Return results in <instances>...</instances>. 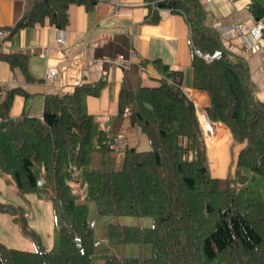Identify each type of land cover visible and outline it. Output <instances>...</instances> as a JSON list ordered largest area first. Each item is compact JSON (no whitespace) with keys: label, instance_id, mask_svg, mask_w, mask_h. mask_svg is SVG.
<instances>
[{"label":"trees","instance_id":"trees-1","mask_svg":"<svg viewBox=\"0 0 264 264\" xmlns=\"http://www.w3.org/2000/svg\"><path fill=\"white\" fill-rule=\"evenodd\" d=\"M97 0H33L30 8L10 27L42 23L62 28L70 3L92 7ZM152 8L183 14L189 26L192 86L204 89L210 121L224 123L233 143H243L236 155V181L214 177L224 173L226 138L206 155L203 130L192 99L182 89L181 69L164 67L157 85L129 89L122 85L117 116L145 133L149 147L136 150L125 140L114 146L116 135L86 112L84 97L97 95L104 80L81 82L61 95L46 94L41 115H9L18 86L0 85V172L24 192L41 188L57 211L58 246L44 249L25 212L0 202L22 233L37 246L20 249L0 241V264H92L93 227L86 203L77 202L79 188L105 213L150 215L151 225L109 223L108 235L121 242H149L143 257L103 256L101 264H264V195L248 187L246 168L264 174V99L255 97L245 59L225 49L216 32L204 24L199 0H144ZM249 10L263 22L264 6L252 2ZM219 54L204 61L196 50ZM22 55L0 51L10 66L25 69ZM26 77H28L26 75ZM208 151L214 139L205 134ZM231 143V142H230ZM116 145V144H115ZM240 145V144H239ZM116 153L98 164L88 162V149ZM48 188L49 190H47Z\"/></svg>","mask_w":264,"mask_h":264},{"label":"crops","instance_id":"crops-1","mask_svg":"<svg viewBox=\"0 0 264 264\" xmlns=\"http://www.w3.org/2000/svg\"><path fill=\"white\" fill-rule=\"evenodd\" d=\"M110 1L116 3L115 7ZM199 1L204 24L216 32L225 49L245 59L253 94L264 99V39L251 40L245 32L228 31L236 22L256 21L249 5L255 1L264 6V0ZM32 2L0 0V28L12 26ZM151 9L144 0H97L90 8L70 3L68 22L62 28L44 19L42 23L16 29L0 43L2 52L23 54L25 66L24 70L19 65L12 67L0 58V85L5 88L18 86L23 90L13 95L9 115L39 116L46 94L61 95L81 82L101 79L104 85L100 92L84 97L86 112L94 115L107 130L122 134L128 145L136 150L147 149V137L139 126L129 124L125 116L116 115L118 93L122 85L129 89L157 85L166 66L182 70V89L195 104L204 134L214 139V147L210 152L207 149V155H215L217 142L225 134L228 148L230 131L227 126L206 118L207 91L192 86L186 19L179 12L162 8L156 9L158 17L152 19ZM60 35L64 43L58 47L55 38ZM249 39L252 47L245 49L243 44ZM118 54L126 57L123 65L108 61ZM48 67L56 68L49 80L45 76ZM225 174L226 168L222 175L216 176Z\"/></svg>","mask_w":264,"mask_h":264},{"label":"rangeland","instance_id":"rangeland-1","mask_svg":"<svg viewBox=\"0 0 264 264\" xmlns=\"http://www.w3.org/2000/svg\"><path fill=\"white\" fill-rule=\"evenodd\" d=\"M204 135L203 132V136ZM205 145L207 155L206 142ZM242 146L243 143L236 142L232 144L230 138L228 148L226 147L227 161L225 164L226 174L224 176H216L212 174L207 155L211 175L221 178L225 176L233 177L236 181L235 173L237 172H234L235 159ZM115 153L114 150L107 152L96 147H90L87 155L88 162H90V164H98V162L103 159L108 161L106 158L111 159ZM242 172L249 177L247 178L248 180L245 182V185L250 188H259L262 195H264V174H258L246 168H242ZM46 189L49 190L48 188ZM43 192L44 191L41 188L20 192L13 186L9 177L0 172V202L12 205L15 208H21V210L25 212V219L28 228L33 229L37 234L40 239L41 247L44 249H50L58 246L59 218L51 200L45 196V194H42ZM76 200L77 202L86 203L88 208L87 220L93 227L94 254L91 260L92 264H101L103 256L106 255L143 257L150 253L151 243L149 242H121L108 235L109 223L149 226L152 223L150 215L100 212L96 201L93 198L86 196L85 185L80 186ZM0 241L8 246L20 249H34L39 247L28 236L22 233L19 226L12 220V215L7 211L2 210H0Z\"/></svg>","mask_w":264,"mask_h":264},{"label":"built area","instance_id":"built-area-1","mask_svg":"<svg viewBox=\"0 0 264 264\" xmlns=\"http://www.w3.org/2000/svg\"><path fill=\"white\" fill-rule=\"evenodd\" d=\"M111 2V1H110ZM112 6L114 5L115 7V2H111ZM263 27V22L262 20H256L253 23L246 24V22L241 21V22H236L232 27L228 29V31H241L245 32L251 40H258L261 37V29ZM9 30L7 28H0V43L3 42V40L6 39L8 35ZM56 44L58 47H60L64 43V37L62 35L57 36L55 38ZM243 47L245 49H250L252 47L250 39L246 42H244ZM196 53L204 59V61H209L211 60L214 56H217L220 52L218 49L213 50L211 53H202L200 50H196ZM134 54V53H131ZM110 63L113 64H124V61H126V57L123 54H118L112 59H108ZM56 68L54 67H48L47 73H46V79L49 80L51 77L55 74ZM125 138L121 134H117L115 138V143L112 144L114 146H119L123 148L125 146ZM116 144V145H115Z\"/></svg>","mask_w":264,"mask_h":264},{"label":"bare ground","instance_id":"bare-ground-1","mask_svg":"<svg viewBox=\"0 0 264 264\" xmlns=\"http://www.w3.org/2000/svg\"><path fill=\"white\" fill-rule=\"evenodd\" d=\"M210 157V156H209Z\"/></svg>","mask_w":264,"mask_h":264}]
</instances>
